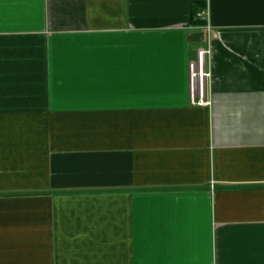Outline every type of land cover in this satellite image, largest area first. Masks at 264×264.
<instances>
[{
    "label": "crops",
    "instance_id": "crops-1",
    "mask_svg": "<svg viewBox=\"0 0 264 264\" xmlns=\"http://www.w3.org/2000/svg\"><path fill=\"white\" fill-rule=\"evenodd\" d=\"M0 264H264V0H0Z\"/></svg>",
    "mask_w": 264,
    "mask_h": 264
},
{
    "label": "built area",
    "instance_id": "built-area-1",
    "mask_svg": "<svg viewBox=\"0 0 264 264\" xmlns=\"http://www.w3.org/2000/svg\"><path fill=\"white\" fill-rule=\"evenodd\" d=\"M198 18L204 23L207 33V44L196 49V57L188 63L189 67V89L190 101L195 105H209L210 98L207 97V84L211 79V69L209 67L212 54L210 40L215 34L210 23L208 6L196 12Z\"/></svg>",
    "mask_w": 264,
    "mask_h": 264
},
{
    "label": "trees",
    "instance_id": "trees-1",
    "mask_svg": "<svg viewBox=\"0 0 264 264\" xmlns=\"http://www.w3.org/2000/svg\"><path fill=\"white\" fill-rule=\"evenodd\" d=\"M204 5V3H195L193 5V13H195L197 10H199L202 6ZM16 193H24V192H29V191H15ZM32 192V191H31ZM37 192V191H34Z\"/></svg>",
    "mask_w": 264,
    "mask_h": 264
}]
</instances>
